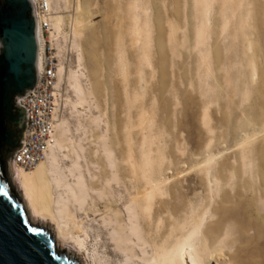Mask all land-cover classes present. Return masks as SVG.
I'll use <instances>...</instances> for the list:
<instances>
[{
    "label": "rangeland",
    "instance_id": "rangeland-1",
    "mask_svg": "<svg viewBox=\"0 0 264 264\" xmlns=\"http://www.w3.org/2000/svg\"><path fill=\"white\" fill-rule=\"evenodd\" d=\"M52 3L61 29L46 43L67 69L55 191L84 243L65 252L152 264L150 236L208 210L207 262L264 264V0ZM150 183L149 217L135 195Z\"/></svg>",
    "mask_w": 264,
    "mask_h": 264
},
{
    "label": "water",
    "instance_id": "water-1",
    "mask_svg": "<svg viewBox=\"0 0 264 264\" xmlns=\"http://www.w3.org/2000/svg\"><path fill=\"white\" fill-rule=\"evenodd\" d=\"M38 49L33 0H0V264H85L36 223L13 175L28 129L18 96L36 84Z\"/></svg>",
    "mask_w": 264,
    "mask_h": 264
},
{
    "label": "bare ground",
    "instance_id": "bare-ground-1",
    "mask_svg": "<svg viewBox=\"0 0 264 264\" xmlns=\"http://www.w3.org/2000/svg\"><path fill=\"white\" fill-rule=\"evenodd\" d=\"M50 1L52 5L53 0ZM85 13L86 12L83 11L82 15ZM61 22V15H52L53 28L57 31L61 29ZM41 50L42 44L40 45V52ZM58 72V82H60L67 74V69L65 66H60ZM59 125L60 121L56 123L55 120L53 142L50 145L45 159L39 161L35 167L30 169H25L19 164H13V175L15 180L20 184L19 187L25 195L29 210L36 223L41 226H46L48 222L53 225L55 224V235L60 240L61 244L64 239L70 237L72 240L82 245L84 244L83 240L78 237L70 236L71 232L68 228L69 222L67 224V222L64 221L63 215L65 211L64 206H62L64 199L61 194H57L55 191L56 185L59 183L58 176L54 175L58 169L57 150L60 147V143L56 135V126L59 128ZM27 171L31 172L28 173ZM55 183L57 184L55 185ZM158 189L159 186L150 183L145 189H140L136 193L135 200L137 203H141L143 216L147 214V216L150 217L153 199ZM208 213H210L208 210L204 212L201 218L195 221L192 226H184L175 237H172L171 230L165 232L160 239L150 236L149 239L153 242L154 248L152 264H210L206 260L207 256L209 259L213 257L218 258L216 252L210 250L203 239V225L207 218L212 217V214L210 213L208 216ZM44 218L51 221H46V223L42 220ZM62 247L65 252V247L63 245ZM67 253L69 256L71 255L70 257L73 256L70 251H67ZM226 264H229V262Z\"/></svg>",
    "mask_w": 264,
    "mask_h": 264
},
{
    "label": "built area",
    "instance_id": "built-area-1",
    "mask_svg": "<svg viewBox=\"0 0 264 264\" xmlns=\"http://www.w3.org/2000/svg\"><path fill=\"white\" fill-rule=\"evenodd\" d=\"M37 20L39 44L37 81L25 95L18 96V104L26 109L28 129L24 130L22 147L13 158V164L33 168L45 159L55 134L58 58L47 45L46 36L53 30V9L50 0H33ZM42 50L40 52V45ZM40 53V59H39Z\"/></svg>",
    "mask_w": 264,
    "mask_h": 264
}]
</instances>
